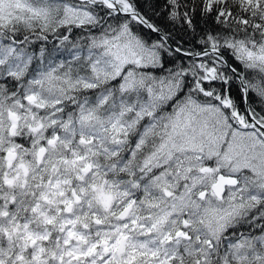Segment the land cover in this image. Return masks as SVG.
Masks as SVG:
<instances>
[{"label":"snow or ice","instance_id":"6c2138e0","mask_svg":"<svg viewBox=\"0 0 264 264\" xmlns=\"http://www.w3.org/2000/svg\"><path fill=\"white\" fill-rule=\"evenodd\" d=\"M0 264H264V0H0Z\"/></svg>","mask_w":264,"mask_h":264}]
</instances>
